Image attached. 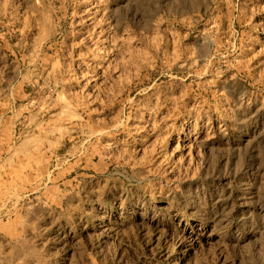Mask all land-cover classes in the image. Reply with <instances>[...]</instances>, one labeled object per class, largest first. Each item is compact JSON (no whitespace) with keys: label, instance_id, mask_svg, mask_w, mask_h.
I'll list each match as a JSON object with an SVG mask.
<instances>
[{"label":"rangeland","instance_id":"1","mask_svg":"<svg viewBox=\"0 0 264 264\" xmlns=\"http://www.w3.org/2000/svg\"><path fill=\"white\" fill-rule=\"evenodd\" d=\"M0 264H264V0H0Z\"/></svg>","mask_w":264,"mask_h":264}]
</instances>
